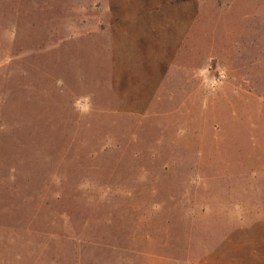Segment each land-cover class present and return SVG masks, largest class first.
Masks as SVG:
<instances>
[{
	"label": "rangeland",
	"instance_id": "rangeland-1",
	"mask_svg": "<svg viewBox=\"0 0 264 264\" xmlns=\"http://www.w3.org/2000/svg\"><path fill=\"white\" fill-rule=\"evenodd\" d=\"M0 264H264V0H0Z\"/></svg>",
	"mask_w": 264,
	"mask_h": 264
},
{
	"label": "crops",
	"instance_id": "crops-1",
	"mask_svg": "<svg viewBox=\"0 0 264 264\" xmlns=\"http://www.w3.org/2000/svg\"><path fill=\"white\" fill-rule=\"evenodd\" d=\"M116 17H117V16H116ZM117 22H118V17H117V21H115L113 24H116ZM175 33H181V32L178 31V30H176ZM181 34H183V33H181ZM174 37H175V35H174ZM175 39H176V38H175ZM177 40H180V41H181L180 44H182V42H183L182 40H183V39H176L175 42H176V43H179Z\"/></svg>",
	"mask_w": 264,
	"mask_h": 264
}]
</instances>
